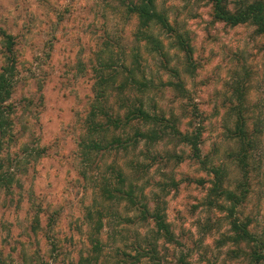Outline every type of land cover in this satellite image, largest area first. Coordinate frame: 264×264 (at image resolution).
Returning a JSON list of instances; mask_svg holds the SVG:
<instances>
[{
  "label": "clouds",
  "instance_id": "9594fccd",
  "mask_svg": "<svg viewBox=\"0 0 264 264\" xmlns=\"http://www.w3.org/2000/svg\"><path fill=\"white\" fill-rule=\"evenodd\" d=\"M66 6H71L69 0H60L59 3L57 0H49L44 6L46 15L40 17L41 21L46 20L51 24ZM89 7H94L96 12L106 17L104 31L107 34L127 37L135 32L138 37L136 46L140 51H143L141 45L150 43L153 38L165 39L166 43L174 40L175 37L168 32L165 25L175 29L179 35L190 30L195 32V26L199 25L202 47L196 50L193 58L197 71L186 87L192 92L193 83L202 76L213 79V92L216 95L209 101L211 107H218L227 100L237 111L246 110L250 127L256 125L259 128V131L248 139H256L261 151L257 152L250 169L237 162L244 144L248 142L244 139L227 140L223 143L217 141V152L206 150L208 146L205 145L201 152L204 169H200L198 164H169L167 153H179L183 145L177 148L166 140L157 143L152 138L157 128L155 118L162 116L164 112L175 110L174 105L163 109V105L168 101L162 98L152 100L153 105H161V110H150L148 102H145L144 111L149 113L152 120L129 121L126 116L128 107L121 108L109 102L106 116L97 117V124L100 126L98 130L87 131L84 135H81L79 130L73 132L81 147L68 157L69 162L76 172L85 173L86 187L94 191L99 192L100 189L108 187L127 192L130 188H135L138 198L147 205V210L160 215L165 223L172 226L175 242L166 245L165 239L159 237L156 242L172 250L169 258L173 261L183 258L185 264H257L253 249L264 256V84L244 81L240 66L235 64L232 54L241 51L246 55L253 51L254 44L264 45L262 24L257 22L264 20V0H230L228 17L224 19L216 18L212 0H154V7L149 9L150 19H142L141 13L128 0L123 4L110 2L108 5L99 3ZM5 8L9 6L5 4ZM15 15V12H11L9 19ZM193 15L199 19L190 20L189 17ZM229 17L241 18L237 22ZM22 35L23 46L30 47L33 37L26 33ZM164 52L169 56L173 54V50L168 47L164 48ZM261 61H264V53L255 60L249 59L247 63L259 64ZM183 62L182 54L174 56L170 67L175 68L178 63ZM163 79L167 80L168 77L164 76ZM238 83L243 89L242 95L233 94ZM208 112H211V108ZM176 115L179 116V112H176ZM109 118L120 120V127H112L107 122ZM209 122H213L211 116ZM180 130L184 131L183 126ZM32 134L41 135L37 129H32L30 135ZM27 143L29 136H25L13 152ZM44 143H47V140ZM94 145H100L102 150L93 151ZM40 146L32 144L34 149ZM52 151L55 150H50V153ZM60 158H63V153ZM32 160L31 166L34 167L37 161L35 157H32ZM185 160L187 161V157ZM221 168L227 170L228 176L217 190L214 188L216 178L212 176V172ZM205 173L209 183L199 189L193 184L189 189L192 199L184 200V197H181L183 208L179 207V202H172L168 192L172 190L173 184H179L181 190L186 189L188 184L185 181L189 178L199 180ZM37 194L39 195V192ZM153 197L159 202L158 208ZM209 201H212V207L208 206ZM192 204H198L200 207L198 210L192 209ZM174 209H178L175 214L179 217L175 221L172 219ZM234 225L240 226L251 239L237 243ZM42 228L49 236V244L61 243L63 237L59 228H47L46 225H42ZM25 229L26 224L19 220L8 224L6 228H0V264H41V257L43 260L48 259L37 251V241L40 237L26 232ZM88 231L85 226L84 234L87 235ZM20 233L24 235L21 236ZM145 234L140 231L141 239ZM96 239L104 248L100 257L101 264H114L115 250L122 249L123 244L118 241L109 242L103 232L98 233ZM221 240L225 242L218 245L216 242ZM127 243L134 241L129 240ZM84 247L86 241L80 244L78 238L75 251L78 252ZM230 252H238V258L231 257ZM73 259L74 254L68 257L69 261ZM48 264H51V261H48ZM259 264H264V260H259Z\"/></svg>",
  "mask_w": 264,
  "mask_h": 264
},
{
  "label": "rangeland",
  "instance_id": "374dc122",
  "mask_svg": "<svg viewBox=\"0 0 264 264\" xmlns=\"http://www.w3.org/2000/svg\"><path fill=\"white\" fill-rule=\"evenodd\" d=\"M57 2L59 3L60 0ZM48 3L49 0H0V25L10 33H15L19 53V80L10 100L15 107L13 129L15 137L8 143L11 145L4 150L3 156L22 159L21 163L16 162L14 166L16 174L21 177L22 187L17 185L13 193L2 195L0 228H6L8 224L19 220L26 224V232L40 237L37 241V251L48 258L43 260L41 257V263L48 264V261H51V264H77L81 250L89 246L82 230L83 215L86 206L92 202L94 194L92 189L86 187L87 182L83 175L75 171L68 157L79 151V143L76 142L78 137H74L73 132L76 130L81 134L83 132L82 122L89 112L94 97L93 86L96 78L93 69L96 66V51L107 36L104 31L106 17L89 5L99 3L108 5L109 0H69L71 6L64 7L51 24L40 19L41 16L46 15L44 6ZM5 4L9 6L11 12L16 13L15 17L9 19L11 12L9 8H5ZM189 19L198 20L199 17L193 15ZM21 21L23 23H20ZM195 27L197 29L195 32L191 30L187 32L194 48L193 58L196 50L202 47L199 25ZM22 33L33 37L30 47L23 46ZM109 38L126 51L135 45L134 32L127 37L110 35ZM1 47L0 42V67L3 60ZM261 53H264V45L254 44L251 53L245 55L237 51L232 54L233 61L240 66L244 81L264 84L262 79L264 61L259 64L247 63L249 59H257ZM174 56L178 55L173 51L172 59ZM177 65L187 85L197 71L196 65L193 72L181 67V63ZM150 66L155 67L154 61H151ZM164 76L168 79L176 78L167 73ZM237 86L234 95H238ZM213 87L214 80L202 76L193 83V91L189 92L190 100L181 97V94L175 92L169 85L155 90L151 96L155 99L166 98L168 103L164 104L163 108L168 109L170 105H174V111L179 112V115L187 113L184 110L187 102L197 105L200 113L195 123L198 125L202 122L205 127L201 147L207 145L206 150L217 152L219 150L217 141L223 143L232 140L229 138L227 128L229 124L232 125L231 127L234 126L235 111L227 100L218 107H211L209 101L216 95ZM209 108H211L210 113ZM209 116L213 121L211 123ZM187 121L184 119L183 128H186ZM249 128L253 134L259 131L256 125L251 127L249 125ZM32 129H37L41 135H30ZM25 136H29V143L13 152ZM45 140L47 143H44ZM33 143L41 146L34 149ZM50 150L55 151L50 153ZM260 151V145L256 143V148L249 159V169L257 152ZM61 153L63 158H60ZM179 153L187 157V161L168 159L169 164L173 162L185 166L189 163L198 164L200 169H204L196 160L188 158L189 146L184 145ZM32 157L37 161L34 167L31 166ZM185 182L188 188L181 190L180 185L177 184L168 192L172 202H179L180 208L184 207L181 197H184V200L192 199L189 189L193 184L199 189L209 183L207 173L199 180L189 178ZM208 206L212 207L209 202ZM199 207L198 204L191 205L192 209L198 210ZM177 211L178 209H174L172 216L174 221L179 219L175 214ZM42 225H46L47 228H59L63 237L61 243L49 244V236ZM135 229H131L130 237L135 235ZM104 231L107 232L108 228L106 227ZM20 235L23 236L24 233ZM78 238L80 244L86 241V247L77 252L75 249ZM216 243L221 245L220 241ZM170 244L173 243H166V245ZM161 250L162 256H165L164 263L174 264L175 261L169 258L172 250L162 245ZM73 254L74 259L69 261L68 257Z\"/></svg>",
  "mask_w": 264,
  "mask_h": 264
},
{
  "label": "trees",
  "instance_id": "16d2710c",
  "mask_svg": "<svg viewBox=\"0 0 264 264\" xmlns=\"http://www.w3.org/2000/svg\"><path fill=\"white\" fill-rule=\"evenodd\" d=\"M125 3L126 0H109V3ZM136 10L141 13L142 19H150L149 9L154 7V0H128ZM230 0H212L217 19L228 17V4ZM108 3V4H109ZM230 19L236 20L237 18ZM262 24L261 31H264V20L257 21ZM168 32L175 38L166 43L165 39L153 38L150 43L142 44L143 51L137 48V35L134 32L135 45L128 51L123 50L121 45L113 43L109 34L96 51L97 60L94 67L95 84L93 86L94 97L91 101L90 109L82 122L84 135L87 131L98 130V116H106L109 102L121 108L128 107L127 119L131 120H152L148 112L144 111L145 102H148L150 110H161L159 104L153 105L151 96L155 90L169 85L175 92H179L181 97L189 98V90L186 87V79L179 66L170 67L172 56L164 52V48H171L175 54L183 55L184 62L181 67L187 68L190 72L195 70L193 63L194 48L188 33L183 35L176 34V30L168 27ZM0 42L2 44V65L0 67V203L3 194L13 193L18 185L22 187L21 177L16 174L15 163H21V158L12 159L10 156L4 158V150L10 146V141L14 140V113L15 107L10 102L19 80V53L18 39L15 34L10 33L6 28L0 25ZM119 46H118V45ZM154 61L155 67L150 66ZM170 74L175 79L164 80V74ZM183 76V78H181ZM158 80V81H157ZM238 95H242L243 89L239 85L236 88ZM139 104V107H135ZM186 104V103H185ZM184 107V106H183ZM235 111L234 126L227 128L229 138L235 141L244 139L248 141L243 146L240 158L237 161L241 165L249 168V159L252 151L256 148V139L249 140L254 134L250 131L248 116L246 110ZM164 109V108H163ZM185 112L179 116L175 111L164 112L162 116L155 118L157 128L153 133V140L157 143L167 141L175 147L181 145L189 146L190 154L188 158L196 160L203 168L205 164L201 160L202 142L204 134V125L200 122L196 125L199 116L197 105L188 103L184 107ZM184 119H187L186 128L181 131L180 128ZM112 127L119 128L121 121L108 119ZM119 142V141H117ZM81 143H79V150ZM93 151H100V145L92 146ZM40 153V152H39ZM167 159L182 161L184 155L175 151L167 153ZM84 180L87 182L85 173L81 172ZM212 176L216 178L214 188L217 190L225 182L228 172L221 168L213 171ZM123 182V181H121ZM173 184L171 187H175ZM166 191V189H165ZM93 200L86 206L83 215V226L89 229L87 235L84 234L89 246L81 250L80 259L77 264H101L100 257L104 252L101 242L96 239L98 233H105L109 242H119L123 248L115 250L114 264H165V256H162L161 245L156 242L157 238L165 239L166 243L175 242V234L170 224L165 223L164 218L158 214L150 213L147 205L141 202L137 196V190L130 188L127 192L104 187L99 192L93 190ZM155 201V197H153ZM157 208L160 206L158 201ZM213 206L212 201H209ZM122 206V207H121ZM108 228L105 232L104 229ZM83 228V227H82ZM82 229L85 233V229ZM136 228L134 236L130 237L131 229ZM234 231L237 232V243L243 240H250L247 232L240 226L234 225ZM140 231L146 234L143 239L140 237ZM133 240L134 243H127ZM221 245L225 242L220 241ZM264 248V245H262ZM89 253L86 255L85 253ZM135 252V255L132 253ZM231 257L238 258V252L229 253ZM253 256L259 260H264V256L259 255L258 250L253 249ZM43 264V263H41ZM174 264H185L183 258L175 260Z\"/></svg>",
  "mask_w": 264,
  "mask_h": 264
}]
</instances>
